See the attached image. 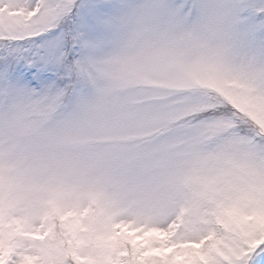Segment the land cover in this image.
<instances>
[{"label":"snow or ice","instance_id":"1","mask_svg":"<svg viewBox=\"0 0 264 264\" xmlns=\"http://www.w3.org/2000/svg\"><path fill=\"white\" fill-rule=\"evenodd\" d=\"M0 264H264V0H0Z\"/></svg>","mask_w":264,"mask_h":264}]
</instances>
